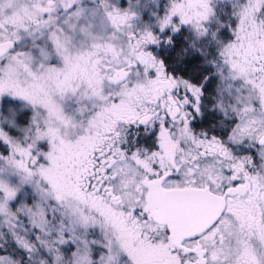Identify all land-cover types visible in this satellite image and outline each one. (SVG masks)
<instances>
[{"label": "snow or ice", "instance_id": "obj_1", "mask_svg": "<svg viewBox=\"0 0 264 264\" xmlns=\"http://www.w3.org/2000/svg\"><path fill=\"white\" fill-rule=\"evenodd\" d=\"M0 264H264V0H0Z\"/></svg>", "mask_w": 264, "mask_h": 264}]
</instances>
